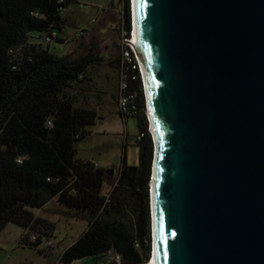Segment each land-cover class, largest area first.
I'll return each instance as SVG.
<instances>
[{
  "label": "water",
  "instance_id": "1",
  "mask_svg": "<svg viewBox=\"0 0 264 264\" xmlns=\"http://www.w3.org/2000/svg\"><path fill=\"white\" fill-rule=\"evenodd\" d=\"M134 3L139 43L110 31L143 58L152 259L264 264V0ZM111 263L140 264L116 249L71 264Z\"/></svg>",
  "mask_w": 264,
  "mask_h": 264
},
{
  "label": "trees",
  "instance_id": "2",
  "mask_svg": "<svg viewBox=\"0 0 264 264\" xmlns=\"http://www.w3.org/2000/svg\"><path fill=\"white\" fill-rule=\"evenodd\" d=\"M74 2L0 0V234L14 224L29 232L20 244L38 248L42 236L51 237L56 225L34 210L57 199L63 208L86 214L89 220V228L61 255V264L114 249L126 260L146 264L152 255L155 144L142 77L123 66L122 56L112 61L119 76L127 75L123 95L129 112L122 113L136 119L139 164H129L125 153L115 172L79 159L76 146L91 135L98 119L81 86L89 79L88 66L104 58L92 50L79 59L60 56L41 43L45 34L54 32V41L64 42L70 23L65 11ZM124 2L129 37L130 5ZM105 184L111 186L108 192ZM33 233L36 241L29 238Z\"/></svg>",
  "mask_w": 264,
  "mask_h": 264
},
{
  "label": "rangeland",
  "instance_id": "3",
  "mask_svg": "<svg viewBox=\"0 0 264 264\" xmlns=\"http://www.w3.org/2000/svg\"><path fill=\"white\" fill-rule=\"evenodd\" d=\"M129 5L132 23L135 15L132 0H129ZM125 10L124 0H77L65 11L70 23L63 33L64 42L52 41L50 44V51L60 56L69 55L79 59L87 57L92 50L104 58V61L88 66L89 79L81 86L85 89L89 107L97 110L98 119L90 128L91 135L79 142L76 149L79 159L94 161L115 172L121 166L125 153L129 164H139L141 154L137 147L140 138L137 122L135 118H127L122 113L129 111L122 109L125 100L121 94L119 71L117 65L112 63L122 56L125 43L118 41V34L110 30L120 29V37L124 38ZM107 31L108 36L99 34ZM110 189L111 186L105 184L104 192ZM34 212L36 216L55 223L50 242L47 243L44 236L36 249L21 245L20 239L26 232L9 224L0 234V264H61L63 252L89 228L86 214L63 208L57 199ZM40 249L47 255L40 254ZM113 252L109 251L110 255Z\"/></svg>",
  "mask_w": 264,
  "mask_h": 264
},
{
  "label": "built area",
  "instance_id": "4",
  "mask_svg": "<svg viewBox=\"0 0 264 264\" xmlns=\"http://www.w3.org/2000/svg\"><path fill=\"white\" fill-rule=\"evenodd\" d=\"M132 29H130L129 31V37H128V32L125 31V34H124V38H129V39H133V33H134V28H135V19L133 18L132 20ZM54 37H57V33L54 32L53 35H48V34H45L44 37H43V40L41 41L42 45L43 46H48L52 43V41H54ZM122 63H123V66L125 65H128L129 67L131 66L133 69L135 70H138L141 74V77H142V83H143V87H144V93H145V98H146V108H147V89H146V80H145V75H144V70H143V66H142V63H141V59H140V55L137 51L136 48H134L133 46H130V45H127V44H124V48H123V54H122ZM123 76V77H122ZM126 74L125 73H122V75L120 76V83L122 85V88H121V94L124 98V102L125 104L122 106V109L126 110L127 109L125 108V105L128 101L127 98H125V96L123 95V90L125 88H127V82L124 81V78H126ZM120 103V102H119ZM148 110V109H147ZM149 117V116H148ZM29 233V232H27ZM25 233V234H27ZM31 235V234H30ZM25 236V235H24ZM29 237V236H28ZM30 239H33V240H37L38 237H37V234H32V236L29 237ZM42 238H44V236H42ZM45 239H47V243L50 242L49 239H51V237H47L45 235ZM32 240V241H33ZM45 241V240H44ZM45 241V243H46Z\"/></svg>",
  "mask_w": 264,
  "mask_h": 264
},
{
  "label": "bare ground",
  "instance_id": "5",
  "mask_svg": "<svg viewBox=\"0 0 264 264\" xmlns=\"http://www.w3.org/2000/svg\"><path fill=\"white\" fill-rule=\"evenodd\" d=\"M134 1V0H133ZM137 8H136V3H134V14H135V28H134V33H133V40L136 42V43H139V38H138V29H137V24H136V22H137ZM139 55H140V53H139ZM140 58H141V61H142V63H143V58L140 56ZM156 258H157V256L155 255V257L152 259V261H151V264H156Z\"/></svg>",
  "mask_w": 264,
  "mask_h": 264
},
{
  "label": "clouds",
  "instance_id": "6",
  "mask_svg": "<svg viewBox=\"0 0 264 264\" xmlns=\"http://www.w3.org/2000/svg\"><path fill=\"white\" fill-rule=\"evenodd\" d=\"M132 3H133V0H132ZM133 9H134V6H133ZM134 19H135V15H134ZM147 109H148V102H147ZM147 114H148V110H147ZM148 119H149V117H148ZM149 128H150V131H151L152 136H153V141L155 143L153 131L151 129L150 120H149ZM150 187H151V193H152V180H151V183H150ZM151 196H152V194H151ZM151 210H152V197H151ZM151 214H152V239H153V210H152ZM153 249L154 248H153V241H152V254H153ZM150 261H152V255H151V260Z\"/></svg>",
  "mask_w": 264,
  "mask_h": 264
},
{
  "label": "flooded vegetation",
  "instance_id": "7",
  "mask_svg": "<svg viewBox=\"0 0 264 264\" xmlns=\"http://www.w3.org/2000/svg\"><path fill=\"white\" fill-rule=\"evenodd\" d=\"M118 30V32H119V36H120V32H121V30L120 29H117ZM107 33V32H106ZM109 35V33H107L105 36H108Z\"/></svg>",
  "mask_w": 264,
  "mask_h": 264
},
{
  "label": "crops",
  "instance_id": "8",
  "mask_svg": "<svg viewBox=\"0 0 264 264\" xmlns=\"http://www.w3.org/2000/svg\"><path fill=\"white\" fill-rule=\"evenodd\" d=\"M44 207H45V206H44ZM44 207H43V208H44Z\"/></svg>",
  "mask_w": 264,
  "mask_h": 264
}]
</instances>
